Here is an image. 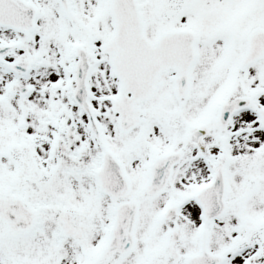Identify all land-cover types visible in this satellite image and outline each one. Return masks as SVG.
I'll return each mask as SVG.
<instances>
[{
	"label": "snow or ice",
	"instance_id": "obj_1",
	"mask_svg": "<svg viewBox=\"0 0 264 264\" xmlns=\"http://www.w3.org/2000/svg\"><path fill=\"white\" fill-rule=\"evenodd\" d=\"M0 264H264V0H0Z\"/></svg>",
	"mask_w": 264,
	"mask_h": 264
}]
</instances>
